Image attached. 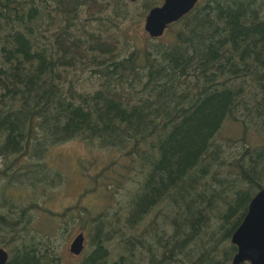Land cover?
<instances>
[{"label": "trees", "instance_id": "1", "mask_svg": "<svg viewBox=\"0 0 264 264\" xmlns=\"http://www.w3.org/2000/svg\"><path fill=\"white\" fill-rule=\"evenodd\" d=\"M162 2L0 0V156L30 160L0 171L7 264H63L66 223L34 228L45 209L6 192L62 184L28 174L56 172L45 156L73 140L118 153L98 181L109 189L115 173L128 197L123 221L92 217L81 264H231V237L264 189V0H199L168 38L137 42L133 23ZM154 211L163 223L134 234Z\"/></svg>", "mask_w": 264, "mask_h": 264}, {"label": "rangeland", "instance_id": "2", "mask_svg": "<svg viewBox=\"0 0 264 264\" xmlns=\"http://www.w3.org/2000/svg\"><path fill=\"white\" fill-rule=\"evenodd\" d=\"M144 23L145 19L140 23H133V37L140 43L146 42L149 38L144 30ZM168 30L169 28L166 30L163 37L168 38ZM83 78H86L83 86L84 89H90L91 86L94 87L93 83H91V79H87V75ZM231 134L235 135L236 132L233 130ZM228 135L230 136L229 131ZM36 153H40L38 148H36ZM117 155L118 153L114 151L101 150L98 145L88 146L78 140L69 141L52 147L45 156V161L49 165L55 167L54 170L56 169V172L52 173L49 169H42L44 172L34 171L28 174L30 175V180L36 179L37 176L44 175L45 178L49 177L53 179L56 184L59 183V177L61 176L64 178L62 184L56 185L55 188L49 190L47 188L45 189L43 185H40L38 189L35 190L19 185L7 189V198L10 197L15 202L23 201L28 203L29 201L30 205H34L35 203V205L40 206L42 211L45 209L44 212H36L35 221L33 223L34 228L38 230L52 228L53 231L51 233H53L63 225L61 223H66L71 237L67 241L61 238L54 241L56 248H59V252L63 256V264H81L84 258L92 251V237L95 234V229L91 222L92 217H99L104 214L105 216L103 217L106 219V216L110 217L117 213L120 215L121 221L126 217V212H128V208L126 207L128 205V197L126 196V192H124L123 189L121 190V187L119 189L115 187V180L112 175L116 174H113L111 171L106 173L112 177H110L112 187L109 189L106 185L104 186L105 179L102 178L98 181V177L101 175H97L113 160L112 157L116 158L118 157ZM36 160L38 159L36 158ZM29 162L30 160L24 158L15 164L12 160L0 156V171H4L7 168L19 170L18 167H20V165L25 168L28 166ZM3 184L5 185V182L0 183V188H2ZM84 192L88 194L82 199ZM72 209L75 211L74 217L76 220L67 222L66 218H69V216L59 219V217L61 218L63 214L68 213L67 211ZM46 211L49 213L47 214ZM165 214L167 213L164 212L159 214L158 211L152 212L139 224L134 234L142 235L153 220L162 224ZM50 215L51 217H49ZM79 215H81V218ZM81 232H84L86 237L85 250L81 256L77 257L72 255L69 249L74 238ZM198 240L200 242L204 241L203 239ZM199 246H202V244L199 243ZM107 247L114 250L113 258H116L118 253L117 249H119L116 242L109 243ZM138 250L141 251L142 248L139 246Z\"/></svg>", "mask_w": 264, "mask_h": 264}, {"label": "water", "instance_id": "3", "mask_svg": "<svg viewBox=\"0 0 264 264\" xmlns=\"http://www.w3.org/2000/svg\"><path fill=\"white\" fill-rule=\"evenodd\" d=\"M199 0H163L162 5L152 8L144 23V30L150 38L163 37L166 30L191 13ZM86 237L79 233L70 244V253L81 256L85 250ZM237 247L231 264H264V189L250 202L248 212L231 237ZM8 253L0 247V264H7Z\"/></svg>", "mask_w": 264, "mask_h": 264}, {"label": "flooded vegetation", "instance_id": "4", "mask_svg": "<svg viewBox=\"0 0 264 264\" xmlns=\"http://www.w3.org/2000/svg\"><path fill=\"white\" fill-rule=\"evenodd\" d=\"M79 257V256H78Z\"/></svg>", "mask_w": 264, "mask_h": 264}]
</instances>
